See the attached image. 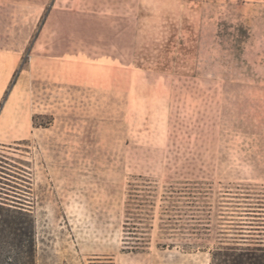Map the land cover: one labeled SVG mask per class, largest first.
<instances>
[{"label":"rangeland","instance_id":"374dc122","mask_svg":"<svg viewBox=\"0 0 264 264\" xmlns=\"http://www.w3.org/2000/svg\"><path fill=\"white\" fill-rule=\"evenodd\" d=\"M51 1L0 4V203L35 264L264 244V0Z\"/></svg>","mask_w":264,"mask_h":264},{"label":"trees","instance_id":"16d2710c","mask_svg":"<svg viewBox=\"0 0 264 264\" xmlns=\"http://www.w3.org/2000/svg\"><path fill=\"white\" fill-rule=\"evenodd\" d=\"M17 207H5L0 203L1 209L14 213L21 221L14 232L18 246L14 260L16 264H35L33 233L30 226L23 224L26 223L24 211ZM246 235L241 236L242 243L230 244L222 241L220 245L214 247L210 252V264H264V244L261 243L263 241H246L249 234Z\"/></svg>","mask_w":264,"mask_h":264},{"label":"crops","instance_id":"0c3cea01","mask_svg":"<svg viewBox=\"0 0 264 264\" xmlns=\"http://www.w3.org/2000/svg\"><path fill=\"white\" fill-rule=\"evenodd\" d=\"M15 1V0H14ZM22 1H25L28 5L34 7L35 9H41V7H43L47 0H16V2L20 3ZM6 0H0V4H6L5 3ZM51 5H54L56 3V0H52L51 1ZM107 2H111V0H87L86 3H93L94 5H99L100 4H104ZM120 3H125L128 5H131L130 10L136 12L137 14L141 11L142 9V0H119Z\"/></svg>","mask_w":264,"mask_h":264}]
</instances>
